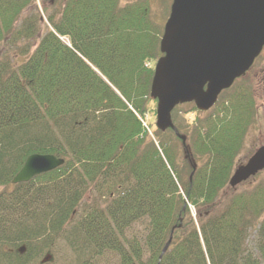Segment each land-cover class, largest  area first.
<instances>
[{
    "label": "trees",
    "instance_id": "16d2710c",
    "mask_svg": "<svg viewBox=\"0 0 264 264\" xmlns=\"http://www.w3.org/2000/svg\"><path fill=\"white\" fill-rule=\"evenodd\" d=\"M35 1L0 0V264L52 259L60 238L80 263L264 264V184L228 187L261 115L253 81L191 104V123L173 111L182 145L145 122L162 34L148 0H39L57 7L43 27ZM31 155L64 163L12 185Z\"/></svg>",
    "mask_w": 264,
    "mask_h": 264
},
{
    "label": "water",
    "instance_id": "95a60500",
    "mask_svg": "<svg viewBox=\"0 0 264 264\" xmlns=\"http://www.w3.org/2000/svg\"><path fill=\"white\" fill-rule=\"evenodd\" d=\"M263 48L264 0H172L159 43L162 56L150 85V97L157 101L156 128L172 130L184 145L171 120L173 109L193 103L198 111H208L222 91L246 74ZM63 163L51 155H31L12 184L27 183ZM263 169L264 146L236 168L229 187L235 189ZM169 244L170 239L163 253Z\"/></svg>",
    "mask_w": 264,
    "mask_h": 264
},
{
    "label": "rangeland",
    "instance_id": "374dc122",
    "mask_svg": "<svg viewBox=\"0 0 264 264\" xmlns=\"http://www.w3.org/2000/svg\"><path fill=\"white\" fill-rule=\"evenodd\" d=\"M125 1H133V0H125ZM150 7H151V13L156 20L158 26L163 27L165 21L167 20L169 6L171 4V0H148ZM35 5L37 7L38 12L40 13V16L42 18V27L46 21V17L48 14H52L57 10V7L54 8V5H52V8H49L47 13H43L41 11L42 4L39 0L35 1ZM167 12V13H166ZM43 33L42 31L39 32V36H41ZM63 42L68 43V40L66 38H62ZM247 79L252 80L254 84V89L256 91L257 97L256 98V105L258 106V113H261V115L264 117V69H263V62L261 58H259L253 65L250 72L247 74ZM235 85V84H234ZM240 85V83L236 84ZM191 105H183L179 106L177 109L174 110V113L176 114L177 118L186 120L188 123H191L194 119V114H187L184 115L183 112L189 111ZM177 110L179 112H177ZM173 113V114H174ZM259 117L257 120V123L254 125V128L250 129L248 132V135L245 139L243 150L239 155V164L245 163L248 156L252 154V152L258 148L260 145L264 144V121L262 120L263 117ZM181 121V120H180ZM145 122L153 127L155 129V112L152 114H149L145 118ZM258 184H264V171L256 175L252 180H250L247 183H244L238 188V192H241L243 190H246L250 187H253ZM105 202V199L102 200ZM137 233H142V226H138ZM255 235L252 233L250 234L247 246L249 248L252 247V243L254 241ZM52 259L49 262H46L44 264H90L88 262H84V260L80 263L77 261L74 254L71 252L70 248L66 244L65 240L63 238H60L57 243L52 247ZM45 254L41 255L38 260L36 261V264H42L40 263L41 259L43 258ZM105 260L103 259V256L101 258H97V262L100 264H119L118 257L112 253H106L104 255ZM94 260V259H93Z\"/></svg>",
    "mask_w": 264,
    "mask_h": 264
}]
</instances>
